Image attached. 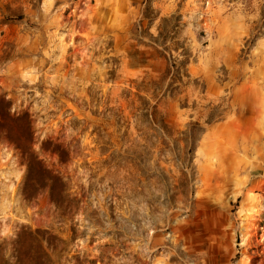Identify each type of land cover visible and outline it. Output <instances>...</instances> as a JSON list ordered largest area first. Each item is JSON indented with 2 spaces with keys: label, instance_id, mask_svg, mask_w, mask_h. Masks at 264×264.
<instances>
[{
  "label": "rangeland",
  "instance_id": "374dc122",
  "mask_svg": "<svg viewBox=\"0 0 264 264\" xmlns=\"http://www.w3.org/2000/svg\"><path fill=\"white\" fill-rule=\"evenodd\" d=\"M159 50L190 75L147 96L171 134L142 124ZM0 100L80 199L73 221L25 199L0 133V241L30 226L95 264H264V0H0Z\"/></svg>",
  "mask_w": 264,
  "mask_h": 264
},
{
  "label": "trees",
  "instance_id": "16d2710c",
  "mask_svg": "<svg viewBox=\"0 0 264 264\" xmlns=\"http://www.w3.org/2000/svg\"><path fill=\"white\" fill-rule=\"evenodd\" d=\"M160 53L168 59L165 71L158 78L142 79V91L146 93V96H142V124L150 128L160 127L163 132L171 134L170 124L165 116L160 115L158 103L151 104L147 96L152 95L156 99L162 93L167 79L172 80L168 84L173 86L175 81L183 83V77L190 75L185 69L188 63L186 60L177 62L166 50H161ZM221 106L220 103L215 108L219 109ZM212 113L217 120L222 119V108ZM0 133L17 148L26 165V176L22 184L23 197L35 200L47 191L60 220L67 218L73 221L79 209L80 199L70 191L65 177L58 170L51 168L34 148L33 120L28 110L11 114L8 102L0 100ZM192 135L193 132L190 133V138L194 141ZM191 141L190 143H193ZM46 149L56 152L61 161L67 159L68 149L53 144L52 140L46 142ZM76 224H72V241L77 238ZM70 251L69 242L51 231L22 226L13 238L0 241V264H86L87 261L96 263L94 260L81 259L79 254L68 257Z\"/></svg>",
  "mask_w": 264,
  "mask_h": 264
}]
</instances>
